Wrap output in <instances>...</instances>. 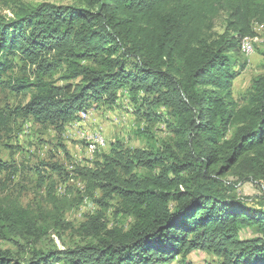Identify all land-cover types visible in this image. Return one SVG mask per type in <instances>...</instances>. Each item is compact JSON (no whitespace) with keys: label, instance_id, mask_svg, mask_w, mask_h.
I'll use <instances>...</instances> for the list:
<instances>
[{"label":"trees","instance_id":"obj_1","mask_svg":"<svg viewBox=\"0 0 264 264\" xmlns=\"http://www.w3.org/2000/svg\"><path fill=\"white\" fill-rule=\"evenodd\" d=\"M10 13H0V90L29 99L0 109V133L20 115L63 130L81 110L113 105L123 89L170 138L158 144L142 130L145 147L117 143L69 172L49 165L63 180L70 172L80 178L79 201L93 197L100 207L79 224L84 242L74 246L30 245L46 237L49 223L64 224L54 180L38 171L50 217L0 201V242L14 247L0 246V264H171L195 250L212 254L213 264H264V207L229 196L224 180L230 170L264 180V70L240 103L232 92L246 66L241 41L264 25V0L42 1ZM160 107L165 114L154 111ZM17 171L0 159V175L9 180ZM114 199L115 213L131 219L127 227L108 224L104 210Z\"/></svg>","mask_w":264,"mask_h":264},{"label":"rangeland","instance_id":"obj_2","mask_svg":"<svg viewBox=\"0 0 264 264\" xmlns=\"http://www.w3.org/2000/svg\"><path fill=\"white\" fill-rule=\"evenodd\" d=\"M42 1H50L58 4L78 5L81 0H0V13L10 16V12L19 4H36ZM226 13L221 12L214 20L213 31L220 34L225 28ZM255 36L249 39L252 50L249 53H240L246 60L245 68L234 79L233 97L240 103V99L249 88L251 79L264 70V25H254ZM241 50V48H240ZM14 75H18L21 62L17 61ZM239 61L233 62V69L238 67ZM55 75L54 77H57ZM62 84L61 80L57 81ZM119 89L118 100L113 105L102 104L90 109V115L73 125L66 124L63 130L53 126H45L30 116L20 115L12 120L6 132L0 133V159L17 166V173L10 178L0 175V201H14L23 207L33 209L41 213L47 219L50 217L52 205L47 201L46 190L40 184L37 172L49 175L54 180V194L63 204L62 220L64 224L59 228L50 224V229L43 239L30 244L39 251L54 248L74 246L83 243L84 239L77 234L79 224L99 210V205L93 197L80 198L84 194L83 181L75 177L71 172L68 178L63 180L49 166L51 163L61 165L67 172L71 171V163L91 165L107 155L117 143L124 147H145L150 141L146 135L157 141L158 144L167 142L170 133L161 120H153L143 116L144 107L140 106V98L136 103ZM29 95L15 93L9 89L0 90V109H11L18 104H25ZM155 112L165 114L162 107L154 109ZM98 132L105 140L104 147L91 152L87 149V140L91 133ZM9 177V176H8ZM228 186L233 187L229 196L241 201H248L252 205L264 207V180L248 177L241 179L234 170H230L224 176ZM96 191L94 197H99ZM117 200L109 203L104 214L109 226L121 225L127 227L131 219L115 213ZM251 231L244 229L242 236H250ZM2 248L13 249L12 244L0 242ZM216 259L205 251H192L185 260L178 257L171 264H213ZM159 264H168L161 262Z\"/></svg>","mask_w":264,"mask_h":264},{"label":"bare ground","instance_id":"obj_3","mask_svg":"<svg viewBox=\"0 0 264 264\" xmlns=\"http://www.w3.org/2000/svg\"><path fill=\"white\" fill-rule=\"evenodd\" d=\"M249 37H244L241 41V50L244 53H249L252 50L251 43L249 41ZM90 109L81 110L79 112V119L76 121H72L73 125L79 124L80 121L86 119L90 115ZM87 140V149L91 152L95 151L98 148L104 147L105 140L104 138L98 133H91L88 137H86Z\"/></svg>","mask_w":264,"mask_h":264}]
</instances>
